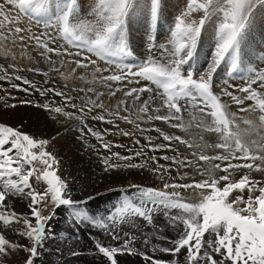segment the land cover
Returning <instances> with one entry per match:
<instances>
[{"label": "snow or ice", "instance_id": "obj_1", "mask_svg": "<svg viewBox=\"0 0 264 264\" xmlns=\"http://www.w3.org/2000/svg\"><path fill=\"white\" fill-rule=\"evenodd\" d=\"M166 8L165 0H90L86 12L79 0H0V56L11 57L0 63L8 84L0 85V111L46 114L44 131H31L21 117L0 119V264H37L57 238V213L77 232L98 229L114 242L92 237L101 264H120L123 254L146 264H264V51L255 56L252 48L255 33L264 36V0H179L171 17ZM162 18L168 27L158 42ZM141 19L146 40L138 52L130 36ZM30 44L47 71L16 64L15 49ZM24 71L41 73L43 82ZM90 121L118 129L122 121L158 136L144 135L141 144L135 131L120 129L133 140L122 154L113 149L126 146ZM157 121L171 131L143 126ZM61 129H75L84 147L102 152V172L121 184L109 189L117 200L103 213L90 208L95 197L86 186L64 176L55 151ZM131 170L152 184L123 186ZM158 214L174 235L161 230L155 238L167 246L153 244L152 253L167 258L138 251L135 236L119 232L138 218L151 225Z\"/></svg>", "mask_w": 264, "mask_h": 264}, {"label": "rangeland", "instance_id": "obj_2", "mask_svg": "<svg viewBox=\"0 0 264 264\" xmlns=\"http://www.w3.org/2000/svg\"><path fill=\"white\" fill-rule=\"evenodd\" d=\"M80 1L82 2V3L80 2L82 9L84 7H88V4L90 2V0L89 1L88 0H80ZM165 2L167 5L166 16L171 17V15L174 13V11L176 9V6L179 3V0H170L169 3L165 0ZM142 23H144V21L141 22V20H138L135 23V25L133 26V30L131 32V36H130L131 43L133 42L135 45L137 44L138 48L134 44H132V45H133V47H136V49H138L137 50L138 52L140 51V49H144L142 46H139L142 43L143 39H142L141 35H143L144 29H145L144 25ZM34 31H35V28H34ZM259 33L260 32L258 30L254 35V39L256 38V42L259 43V45H256V47H262V49L264 50V48H263L264 38H263V42H261L262 39L261 38L258 39ZM32 48H34V51L32 50ZM38 52H39V50L36 49L35 46L32 47L31 45H29V48L23 52L19 48H16L15 49L16 64L19 67L25 68V69L28 67H38L42 71H47L49 66L47 65L46 61H44L42 58H40ZM53 59H56V57L53 56ZM7 62H11V57L8 58ZM7 62L5 61V58L3 56H0V63L6 64ZM64 70L67 71L68 69L65 68ZM20 74L27 76L29 79L36 81L37 83H42L44 80V77L42 76L41 73L24 71V72H21ZM56 79L59 80L58 75L56 76ZM63 83L64 82L62 80L59 81L60 85H62ZM0 85H2L4 88L8 87V84L6 82H3V81H0ZM97 87H100V86H97ZM100 90H103V88H100ZM0 94H2V90H0ZM11 95L15 96V97H19V98L25 97V93L19 92V91H11ZM122 96H123L122 93H118L117 99L122 98ZM117 99L111 100L112 106H115ZM9 102L15 103L16 101L10 100ZM105 103L106 104L109 103V100L106 101ZM128 104L131 106L132 101L129 100ZM28 108H30V111H31V109H32V111H33V109H35L32 107L21 106V107L17 108V110L15 112L4 113V112L0 111V119L8 120L10 123H15L16 118L21 117L24 119L27 127L31 131H37V130L44 131V130H46V120H45L46 114L44 113V116H42V118L40 119L39 122L37 121V122L33 123L31 120L34 118V115L30 113ZM20 111H22L21 114L19 113ZM185 118L187 119V116ZM118 123H119V129L112 127L111 125L101 124V123H97V122H96V125H93V124L92 125H93V127H96L98 129L108 128L109 132H116L118 134V140L114 143L115 144H123L126 147L125 148H114L113 150L119 151L122 154H127V151H126L127 147H133V140L129 139L128 137L121 136L119 134L120 129H123L126 131L129 130L130 132L135 131L136 136L139 137L141 140V144H143V141H145L143 139V136L145 134L146 135L153 134L156 137L158 136V134L155 131L141 134L137 130H135L132 125L124 124L121 121ZM143 126L144 127L156 126V127H160L161 129H163L162 127H164L165 130H169L167 125H165L164 123L159 122V121L155 122L154 125H143ZM131 128H133V130H131ZM169 131H171V130H169ZM196 131L197 130L195 128L192 129L193 136L196 135ZM66 134H68L70 136V138L68 137L70 140L64 139L61 142L62 144L59 143V144L55 145V151L59 154V157L62 160V168H63L64 176L69 177L70 179L74 178L77 182V188H79L81 185H84L87 187L88 191H91V194L95 197L94 201H90V206L93 209H95L96 207L98 208L99 203L101 204V206L99 207L101 210L107 208L108 204H106V203L109 199L98 200V197L102 196L105 193H108L109 194L108 196H114L113 192L109 191V189L119 188L121 186V184L113 182L111 179H109L102 172L103 165H101L100 159H99V156L102 153H98L97 151H94V150L89 151L86 147H84V141L77 139V137L79 136L78 131H76L75 129H70L69 131H66ZM72 137L74 138L75 141H77V145L71 143V142H73V140L71 139ZM86 139H87L88 143H91V144L97 143L96 140H94L95 142L93 141V139H95V138L86 137ZM89 139H91V140H89ZM212 140H214V137L209 138V142H212ZM65 147H71V148H69L67 150ZM73 150L75 152H74V154L70 160L71 164H72V165H70V167L72 169L68 167V169H69L68 170L67 165L64 163H69V162L64 158L63 154H60V151L66 152V154L70 152V154H71V153H73ZM164 154H167L169 156L172 155L171 152H167V153L161 152L159 155H164ZM156 155H157V153H156ZM160 162L166 163L163 160H161ZM135 175H140V176H138L140 178L137 179ZM146 176H147V173L141 174L137 170H131L130 174H124L121 177V179L124 181L123 186H125V187L127 186L128 181H131L133 183H142V184L150 186L152 184V181H150V183L146 182L144 180V178H146ZM148 176H150V175L148 174ZM256 178L259 179V176H257ZM93 189H95L94 192L92 191ZM15 207H16L17 211H23L25 209V202L17 200V201H15ZM55 218H56L55 219V228L57 231V238L54 241H52L51 243H49V245L45 249L44 254L41 256L40 260L37 261V264H40L41 260L44 261V264H70L69 261H74V262L79 263L77 261V260H79L78 259L79 257L74 258V257L70 256V254L72 252L77 251L78 249H75V245H71L68 241V238H65L63 233L66 230H63L62 227L66 226L67 228H69V230H70L69 233L74 232V230L70 229L72 227L65 221L63 213H57V216ZM154 223H155L154 228H152L151 226L146 225V222H144L138 218L135 221V223L125 224L119 228L121 239H123L125 233H128L129 235H134L136 238V243L134 244V247L138 251L146 252L147 254L154 255L155 257L167 258V254H162V253H158V252L153 254L152 253V246H153V244H157V243H161L164 246H167L166 242L157 241L155 238L158 234H160L161 230H163V235H165L169 238H171L174 235V233L172 232L171 228L168 227L167 221L162 214H158L154 217ZM81 228H82L81 229L82 235L72 236L71 238H76L77 242H79L80 240H85V244H83V246L85 247L84 253L87 252V254L85 255L87 260L89 261V259H91V260L96 261L97 263L101 264V257L96 255L97 253L95 254L96 250L94 247V243H93V240L90 239L89 235L93 236V233L96 231L99 238H103L108 243H114V242L108 240L105 236H103L99 231H97L95 229H91V228L84 229L83 226ZM61 231H63V232H61ZM86 232H88L89 235L86 234ZM67 236L68 235H66V237ZM145 238L149 239V243L147 245L144 244ZM76 253H78V252H76ZM90 254L92 256H90ZM83 257L81 258V260H83L81 262H82V264H85L84 260H86V259H83ZM118 258L120 260V264H125V258L131 259L134 261L137 260L138 262H140V264H142V261H143V263H146L143 260V258L139 255L123 254V255H120Z\"/></svg>", "mask_w": 264, "mask_h": 264}, {"label": "bare ground", "instance_id": "obj_3", "mask_svg": "<svg viewBox=\"0 0 264 264\" xmlns=\"http://www.w3.org/2000/svg\"><path fill=\"white\" fill-rule=\"evenodd\" d=\"M89 1V0H88ZM168 3L170 2V0H166ZM79 2H80V0H79ZM166 3V2H165ZM143 25H144V32H143V35H141L142 36V43H141V45H139V46H142L143 48L145 47V40H146V28H147V25L145 24V22L144 23H142ZM42 30V29H41ZM159 41L158 42H163L164 41V38H165V34H163L162 33V31L160 30L159 31ZM259 38H261L262 40H261V42H263V38H264V36H262L261 35V33H259V35H258V39ZM132 44H134L133 42H132ZM30 45H32V44H30ZM135 45V44H134ZM256 45H259V43L258 42H256V38L254 39L253 38V40H252V48L255 50V53H258L259 51H264L263 49H262V47H256ZM263 45V44H262ZM135 46H137V44L135 45ZM206 47H207V41L201 46V57H200V61L201 62H203V52H205L206 51ZM135 49H136V47H134ZM137 48H138V46H137ZM263 48H264V46H263ZM136 50H138V49H136ZM143 49H140V51H142ZM258 50V51H257ZM256 56H259V55H256ZM257 61L253 58V63H256ZM262 67H264V65H261ZM238 85H239V83L238 82H236ZM148 98V96L147 95H145V97H144V99H147ZM117 99V98H116ZM116 99H111V100H116ZM109 100V98H105V102L106 101H108ZM29 109V111H30V108H28ZM233 111H235L236 110V108H235V106H233V109H232ZM20 114L22 113V111H20L19 112ZM30 113L31 114H33L34 115V118L31 120L33 123L34 122H39L40 121V119L42 118V116H44V113L42 112V111H40V110H37V109H33V111H32V109H31V111H30ZM29 113V114H30ZM122 122V121H121ZM122 123H124V122H122ZM90 124H91V126H93V125H96V122H93V121H90ZM93 124V125H92ZM125 124V123H124ZM149 127V126H148ZM151 127H156V126H151ZM162 127V126H161ZM164 130H165V128L164 127H162ZM102 130V129H101ZM131 130H133V128H131ZM129 131V130H128ZM64 132V133H63ZM75 132V131H74ZM111 134L110 135H107L106 136V139H108L109 141L111 140L113 143L114 142H116L117 140H118V134L116 133V132H110ZM76 134V133H75ZM146 135V134H145ZM151 136H153V138L155 139L156 138V136H154L153 134H151ZM70 138V136L68 135V134H66V131H64L63 129H61V138L60 139H58L57 140V143L55 144V145H57V144H62L61 142L64 140V139H69ZM72 140H73V142H71L72 144H75V145H77V141H75L74 140V138L72 137L71 138ZM70 140V139H69ZM89 140H91V139H89ZM95 139H93V141H94ZM70 142V141H69ZM95 142V141H94ZM68 143V142H67ZM146 143V141H143V144H145ZM115 144V143H114ZM64 145V144H63ZM72 146V145H71ZM67 150L69 149V148H71V147H65ZM62 149V148H61ZM114 151V150H113ZM74 150H73V153H71L70 154V152L69 153H67L66 154V152H61L60 151V154H63V156H64V158L69 162V163H64V164H66L67 165V169H68V167L69 168H71L70 167V165H72L71 164V158H72V156H73V154H74ZM102 153V152H101ZM159 154L160 153H157V155L159 156ZM161 163V162H160ZM72 169V168H71ZM69 170V169H68ZM71 172V171H70ZM136 176V178L137 179H139L140 177H138V176H140V175H135ZM144 180L146 181V182H148V183H150V181H152V178L150 177V176H148V174H147V176H146V178H144ZM89 192H91V191H89ZM109 194L108 193H105V194H103L102 196H100V197H98V200H100V199H109L108 201H107V203L106 204H108V207L107 208H111V205L113 204V202H115L116 200H117V197L114 195V196H108ZM94 201V200H93ZM101 206V204L99 203V207ZM95 208V209H93L91 206H90V208L92 209V211L93 212H96V213H103L104 212V210L106 209H103V210H101L100 208ZM56 219V218H55ZM58 220V219H57ZM60 221V220H59ZM64 225V224H63ZM146 225H148V226H151L152 228H154V225H155V223H153V224H148L147 222H146ZM82 227V226H81ZM170 228V227H169ZM62 229L63 230H66V231H64V236H65V238H68V241H69V243L71 244V245H75V249H78L77 251H74V252H78V254L77 255H72V253L70 254V256L71 257H79L78 259L79 260H77L79 263H77V262H74V261H69V263L70 264H82V262L81 261H83V260H81V258L83 257V259H86V260H84L85 261V264H96L97 262L96 261H93V260H91V259H89V261L87 260V258H86V254H87V252L86 253H84V246H83V244H85V240H80L79 242H77L76 241V238H71L72 236H77V235H82V231H79V232H77V230L75 229V228H70V229H72V230H74V232H70L69 233V228H67L66 226L64 227H62ZM82 229V228H81ZM95 230H97V231H99L98 229H95ZM60 231V230H59ZM61 232H63V231H61ZM86 234H88V232H86ZM103 236H105L108 240H110V238H108L105 234H103V233H101ZM66 235H68L67 237H66ZM89 235V234H88ZM63 236V237H64ZM93 236H97L98 237V235H97V233H96V231L93 233ZM93 236H90L89 235V237H90V239L91 240H93L92 239V237ZM99 238V237H98ZM111 241V240H110ZM94 243V242H93ZM95 252V251H94ZM93 254V253H92ZM95 254H96V252H95ZM94 254V255H95ZM97 255V254H96ZM90 256H92L91 254H90ZM87 261V262H86ZM97 264H99V263H97ZM125 264H140V262H138L137 260H131V259H126L125 258ZM142 264H146V263H143V261H142Z\"/></svg>", "mask_w": 264, "mask_h": 264}]
</instances>
